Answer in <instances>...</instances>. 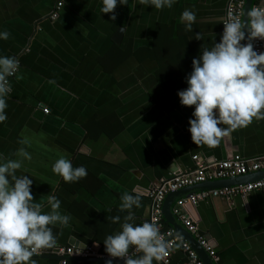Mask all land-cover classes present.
<instances>
[{
  "label": "crops",
  "instance_id": "1",
  "mask_svg": "<svg viewBox=\"0 0 264 264\" xmlns=\"http://www.w3.org/2000/svg\"><path fill=\"white\" fill-rule=\"evenodd\" d=\"M61 1L54 21L51 15ZM228 2L175 0L171 8L157 10L128 0L116 6L112 21L101 14V0H0V30L9 32L0 40V55L14 56L20 64L9 80L0 155L17 159L18 149L29 152L31 160L23 161L16 175L33 179L37 202H46L50 191L60 199V211L70 220L67 227H53L56 247L92 246L108 256L103 239L118 231L119 223L107 218L126 214L118 211L123 192L141 197L133 213L134 222L142 223L151 211L146 193L191 170L193 156L208 161L264 156V120L254 119L214 148L195 145L187 131L192 108L181 106L176 94L187 86L199 45L219 41ZM185 8L197 13L193 32L180 22ZM119 29L124 30L120 45L114 42ZM197 31L204 41L194 39ZM61 154L74 167L83 165L87 175L74 183L54 175L51 165ZM188 193H175L172 208ZM165 211L161 231L174 230L188 240L179 218L174 222ZM185 211L214 245V264H264V190L188 204ZM189 244L203 261V249ZM35 259L79 264L75 258ZM171 264H187L180 244Z\"/></svg>",
  "mask_w": 264,
  "mask_h": 264
},
{
  "label": "clouds",
  "instance_id": "2",
  "mask_svg": "<svg viewBox=\"0 0 264 264\" xmlns=\"http://www.w3.org/2000/svg\"><path fill=\"white\" fill-rule=\"evenodd\" d=\"M128 0H101V14H109L114 21V9L127 5ZM140 4L157 10L171 8L175 0H139ZM197 13L185 8L180 22L187 32ZM219 41L211 46L201 43L199 54L191 60V71L186 74V87L177 91L181 106L191 107L187 131L195 145L214 148L221 139L253 120H264V51L254 48L255 40H264V7H249L245 16L227 13ZM9 32L0 30V40ZM194 39L204 41L197 31ZM19 62L14 56L0 55V123L7 119L6 100L11 91L9 77L17 73ZM13 155H0V264H37L34 257L42 250L57 246L53 227H67L70 216L60 211L61 201L50 191L46 202L33 198V179L28 174L17 176L23 161L31 160L23 148ZM51 171L65 183H74L87 175L83 165L73 166L70 158L61 154L51 165ZM118 211L107 219L119 223V230L103 239L104 252L111 258H121L123 264H154L167 255L169 245L156 223L145 220L135 223L133 208L141 207L138 194L123 192ZM46 209V210H45ZM139 254V255H138Z\"/></svg>",
  "mask_w": 264,
  "mask_h": 264
},
{
  "label": "built area",
  "instance_id": "3",
  "mask_svg": "<svg viewBox=\"0 0 264 264\" xmlns=\"http://www.w3.org/2000/svg\"><path fill=\"white\" fill-rule=\"evenodd\" d=\"M246 4L247 0H229L226 14L234 13L243 18ZM63 5L64 3L62 1L57 3L51 15L52 20L55 21L58 19ZM253 6L264 7V0H253L251 7ZM254 48L258 52L264 51V40H255ZM16 74L12 77H9V80L13 79ZM43 112L44 114H49L50 110L45 108ZM192 161L193 168L191 170L184 173L174 174L172 178L162 180L158 186L146 193L147 198H149L151 202L150 217L148 220L158 225L160 232L163 234L169 245V251L167 255H165L162 260L158 262V264H171L172 253L177 244H180L183 251L185 252L187 264H204L194 248L185 239L176 236L174 230L161 231L164 204L169 196L177 192L186 191L190 188L198 187L204 184L233 180L264 172V156L254 159H246L236 156L229 160L208 161L199 155H195L192 157ZM261 190H264V178L256 179L245 184L212 189L204 188L198 191L189 192L187 195L176 200L172 208V214L179 218L183 227L195 237L199 246L210 256V258L215 260L217 258V252L214 249V245L200 232L197 225L186 214V206L188 204L196 206L203 201L214 200L218 198L231 200L236 196H246L252 192ZM41 256H53L60 258L63 261L71 258H75L77 260L105 261L110 258L106 255L97 253L92 246H87L84 249H79L76 247H56L51 250H42V255H40V257ZM111 259H113V264H123L121 258ZM82 263V261H79V264Z\"/></svg>",
  "mask_w": 264,
  "mask_h": 264
},
{
  "label": "water",
  "instance_id": "4",
  "mask_svg": "<svg viewBox=\"0 0 264 264\" xmlns=\"http://www.w3.org/2000/svg\"><path fill=\"white\" fill-rule=\"evenodd\" d=\"M252 2L253 0H247V4H246V8H245V11H244V16L248 10L249 7H251L252 5ZM123 33H124V30L123 29H119L118 32L116 33L115 37H114V42L118 45H120L121 43V40H122V37H123ZM260 178H264V172H261V173H257V174H253V175H249V176H245V177H242V178H237V179H233V180H227V181H219V182H215V183H209V184H204V185H201V186H198V187H194V188H190L186 191L188 192H194V191H198V190H201V189H204V188H209V189H212V188H219V187H228V186H233V185H238V184H244V183H248V182H251V181H254L256 179H260ZM174 195V194H173ZM173 195L169 196L166 201H165V204H164V209L166 210L165 211V216L166 217H171L173 219L174 222H177V219L174 217V215L172 214V204L174 202L175 198ZM179 224V226H181L180 223H177ZM182 227V226H181ZM184 231L186 232L187 236H189L188 240H186L187 242L189 243H194V244H197L198 245V250H202V248L199 246L197 240L195 239V237L193 235H191L184 227H183ZM203 254L205 257H201L204 261L205 264H214V261L212 258H210V256L203 250ZM36 258H39V259H58L57 257H52V256H39V257H36ZM78 261H82V262H85V261H89V260H78ZM94 261H97V262H105L104 260H94Z\"/></svg>",
  "mask_w": 264,
  "mask_h": 264
}]
</instances>
